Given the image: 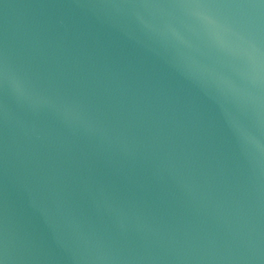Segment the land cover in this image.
I'll list each match as a JSON object with an SVG mask.
<instances>
[{
	"label": "water",
	"instance_id": "water-1",
	"mask_svg": "<svg viewBox=\"0 0 264 264\" xmlns=\"http://www.w3.org/2000/svg\"><path fill=\"white\" fill-rule=\"evenodd\" d=\"M0 259L264 264V3L0 0Z\"/></svg>",
	"mask_w": 264,
	"mask_h": 264
},
{
	"label": "snow or ice",
	"instance_id": "snow-or-ice-1",
	"mask_svg": "<svg viewBox=\"0 0 264 264\" xmlns=\"http://www.w3.org/2000/svg\"><path fill=\"white\" fill-rule=\"evenodd\" d=\"M261 3H264V0H260ZM0 264H4L3 260L0 259Z\"/></svg>",
	"mask_w": 264,
	"mask_h": 264
},
{
	"label": "clouds",
	"instance_id": "clouds-1",
	"mask_svg": "<svg viewBox=\"0 0 264 264\" xmlns=\"http://www.w3.org/2000/svg\"><path fill=\"white\" fill-rule=\"evenodd\" d=\"M210 22V21H209Z\"/></svg>",
	"mask_w": 264,
	"mask_h": 264
}]
</instances>
